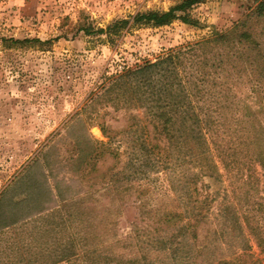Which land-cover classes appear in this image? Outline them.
<instances>
[{"label":"rangeland","instance_id":"374dc122","mask_svg":"<svg viewBox=\"0 0 264 264\" xmlns=\"http://www.w3.org/2000/svg\"><path fill=\"white\" fill-rule=\"evenodd\" d=\"M176 1L0 0V264H264L259 164L247 184L217 162L198 172L179 150L140 149V136L146 149L155 142L149 125H131L140 110L91 104L104 77L231 27L253 0H205L189 11L193 25L127 26L112 40L96 33ZM194 172L200 194L188 185ZM205 195L195 238L174 251L146 242L176 232L153 231L160 213ZM75 202L94 207L90 217L76 220Z\"/></svg>","mask_w":264,"mask_h":264},{"label":"trees","instance_id":"16d2710c","mask_svg":"<svg viewBox=\"0 0 264 264\" xmlns=\"http://www.w3.org/2000/svg\"><path fill=\"white\" fill-rule=\"evenodd\" d=\"M203 1L178 0L167 10L137 12L131 19H116L97 28L96 33L112 40L127 26L160 27L174 20L193 25L196 21L189 11ZM93 30L84 29L87 34ZM10 41L29 46L47 43L38 38ZM95 88L89 93L91 104L102 99L115 109L141 111V117L131 115V125H149L155 140L146 149L145 139L140 136L141 150H154L165 156L170 155L171 149L179 150L198 172L216 167L217 162L237 183L257 180L254 165L259 164L264 173V0H253L231 27L170 47L154 60L122 67L104 77ZM244 88L250 89L252 104L248 103L250 97ZM101 130L106 131L103 125ZM99 146L105 145L100 143L94 149ZM198 178L197 172L192 173L188 185L200 194ZM207 198L196 197L180 212L160 213L152 221L156 224L153 231L174 227L176 232L166 238L146 235V242L174 251L182 246L187 234L195 238L197 222L207 210ZM74 205L76 220L90 217L94 210L82 202Z\"/></svg>","mask_w":264,"mask_h":264},{"label":"bare ground","instance_id":"6f19581e","mask_svg":"<svg viewBox=\"0 0 264 264\" xmlns=\"http://www.w3.org/2000/svg\"><path fill=\"white\" fill-rule=\"evenodd\" d=\"M97 131V130H96Z\"/></svg>","mask_w":264,"mask_h":264}]
</instances>
